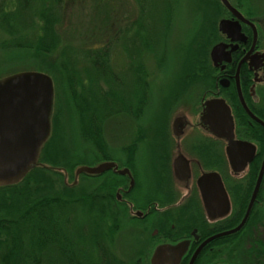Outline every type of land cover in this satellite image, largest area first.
<instances>
[{
  "label": "rangeland",
  "instance_id": "374dc122",
  "mask_svg": "<svg viewBox=\"0 0 264 264\" xmlns=\"http://www.w3.org/2000/svg\"><path fill=\"white\" fill-rule=\"evenodd\" d=\"M218 1L64 0L62 8L53 7L57 20L48 25L46 0H0V76L23 69L46 71L57 88L52 116L53 145L48 147L45 143L39 163L45 164L42 156L46 154V157L51 155L65 165L66 158L58 154L68 155V151L72 154L70 162L85 166L100 162L101 154L105 153L108 158L111 151H116L119 159L123 160L128 146L125 143L137 142L140 172H151L152 167L147 165L150 163L151 147L164 134L166 120H170L172 112L175 114L181 110L179 100L193 105L196 94L201 92L202 86L195 76L210 61L208 50L218 33L216 20L221 12ZM228 1L241 4L242 11L256 16L264 28V0ZM50 34L52 41L49 43ZM111 38L116 40L111 47L108 64L114 76L120 79L121 87L113 88L110 93L112 107L118 113L100 125L105 141L100 154L97 146L89 143L80 133L78 115L68 106L64 86L58 84L59 71L72 63L77 75L83 76L87 66L80 55L90 48L102 47ZM75 49H78L80 57L72 60L68 51L75 52ZM95 83L100 90L107 91L104 81ZM241 123H245L244 120ZM259 142L263 151L264 140ZM51 167L53 170L45 173L49 180L46 195L66 193L64 186L67 189L75 187V194L102 192L109 196V204L106 199L105 205L109 216H112L114 208L110 204V195L114 181L111 176L81 174L75 177L74 169L69 174V168L64 176L55 171L60 170L59 166ZM226 168L229 172L227 164ZM35 178L32 175L28 177L25 182L28 188L37 186L33 181ZM242 214L243 211L237 213V219ZM257 214L259 227L256 236L264 242V203L259 206ZM119 216V229L112 238L115 254L125 260L140 256L148 264L144 254L147 239L144 240L135 228L140 225L129 220V216L123 217L118 213ZM248 234L251 236L252 231ZM5 238L0 237V264H14L19 256L9 247L12 244L15 250L17 245L13 243L16 242L7 246ZM251 246L244 242L235 243V246H228L232 249L226 250L235 260L239 258L246 262L252 258L253 251L247 252ZM257 255V259H261L259 264H264V255L261 258L260 254Z\"/></svg>",
  "mask_w": 264,
  "mask_h": 264
},
{
  "label": "flooded vegetation",
  "instance_id": "af4514ba",
  "mask_svg": "<svg viewBox=\"0 0 264 264\" xmlns=\"http://www.w3.org/2000/svg\"><path fill=\"white\" fill-rule=\"evenodd\" d=\"M231 5L248 23L238 21L237 33H231L233 38L220 33L218 22L221 19L236 20L223 8V13L216 20L218 33L208 50L209 64L206 63L202 72L195 76L202 86L201 92L196 94L193 105L179 100L181 110L175 114L172 112L170 120H166V129L162 131L164 134L153 143L150 163H146L152 167L151 172H140L137 142L125 143L128 146L127 151L124 150L123 160L119 159L116 151L109 152L110 156L101 160L115 164L114 169L97 176H111L114 181L110 195L113 210L123 217L129 216V220L140 225L135 228L144 240L147 239L144 254L148 264L158 247L179 243H185L186 248L181 247L183 254L178 250L181 254L178 264H240L232 260V255L226 250L230 248L228 246L243 242L251 245L257 240L259 224L251 219V214L258 212L259 206L264 203V173L242 228L234 234L214 238L200 248L211 237L233 229L241 222L264 157L259 142V136H264V126L250 118L239 99L240 92L248 110L264 122V28L256 16L247 15L239 6ZM217 44H221L222 49L216 54L215 58L218 59L214 62L210 50ZM213 100H223L230 107L235 138L256 146L255 156L243 173L236 174L229 170L226 142L212 137L203 123L207 102ZM242 120L245 123H241ZM258 132L259 136L256 135ZM119 170L126 172L122 174ZM208 172L218 174L228 197L230 208L224 217L209 216L207 213L203 195L209 196L210 203L217 202L219 198L215 194H207V183L199 186V179ZM213 186L210 184L211 188ZM211 206L214 212L221 210L217 205ZM242 211V216L237 219V213ZM247 226L252 231L251 236H248ZM177 256L175 251L159 257L163 260L162 264H174ZM251 256L246 264H259L257 256Z\"/></svg>",
  "mask_w": 264,
  "mask_h": 264
},
{
  "label": "trees",
  "instance_id": "16d2710c",
  "mask_svg": "<svg viewBox=\"0 0 264 264\" xmlns=\"http://www.w3.org/2000/svg\"><path fill=\"white\" fill-rule=\"evenodd\" d=\"M63 3L64 0H46V24L56 22L53 7L60 9ZM218 4L221 15L224 7ZM233 5L241 8V4ZM50 39L49 43L52 41L51 34ZM115 40L116 38H111L109 42H104L102 47L90 48L80 55L87 66L83 76L77 75V69L72 63L71 66H63L59 71L61 83L58 84L64 86L68 106L78 115L80 133L89 143L97 146L100 154L105 146L100 125L118 113L112 107L110 93L113 88L121 87L120 79L114 76L108 64L109 53ZM55 41H58V38H55ZM77 50L68 51L72 60L80 57ZM98 80L104 81L107 91L100 90L98 83H95ZM56 89L54 87V97ZM257 134L259 136L260 133ZM259 139L262 141L264 136H259ZM52 141L53 138L50 137L46 145L51 147ZM60 154L59 157L66 158L65 165L58 163L51 155L46 157V154L42 156V161L46 165L59 166L63 170L69 168L70 174L79 164L70 162L72 154L70 155L69 151L68 155ZM101 155V160L107 159L105 153ZM51 171L45 167H36L19 183L0 187V237H6L4 242L7 246L13 241L16 242L13 243L17 245L15 250L12 249V244L9 247L11 252L14 251L19 256L17 261L14 259V264H147L141 257L125 260L115 254L112 238L119 229L121 216L118 217V212L114 210H111L112 216H109L105 205L109 196L92 191L87 194H75V187L67 189L66 186V193L46 195L48 177L45 173ZM31 175L36 177L33 180L37 185L35 188H28L25 184ZM257 213L255 212L251 219L257 220ZM247 231H251L248 226ZM254 242L247 252L253 251L251 254H260L261 258L264 255V242L258 238ZM232 260L246 264L239 258L235 260V257H232Z\"/></svg>",
  "mask_w": 264,
  "mask_h": 264
},
{
  "label": "water",
  "instance_id": "95a60500",
  "mask_svg": "<svg viewBox=\"0 0 264 264\" xmlns=\"http://www.w3.org/2000/svg\"><path fill=\"white\" fill-rule=\"evenodd\" d=\"M219 2L236 20L221 19L218 22V31L233 38L231 33H237L238 21L245 23L248 21L228 0H219ZM221 49V44L211 48L210 57L214 62L218 59L215 57ZM239 99L250 118L264 126V122L248 110L240 92ZM53 107L54 83L51 76L45 71L23 69L0 76V187L19 183L29 171L36 167L53 170L51 166L39 163L41 150L52 134ZM202 119L212 137L226 142L225 152L229 170L236 174L247 170L248 164L255 156L256 146L249 141L235 138L233 116L225 101L207 102ZM114 167L115 164L112 162L101 161L92 166L78 165L74 168L73 173L75 177L81 174L97 176L111 168L114 169ZM55 171L65 176V170L60 168ZM124 172L126 170H119V173L123 174ZM263 173L264 157L249 205L241 222L233 229L211 237L200 248L214 238L234 234L242 228L250 214ZM73 183L75 184L76 181ZM198 183L199 186L201 183H207V194H215L219 197L217 202L210 203L209 196L203 195V199H206L205 206H207L208 215L219 218L226 216L230 206L218 174L215 172L205 173ZM210 184L214 186L211 188ZM211 205H217L221 210L214 212L210 209ZM185 245V243H179L175 246L158 247L150 264H162L163 260L159 256L175 251L178 256L173 263L178 264L180 255L184 252L181 247L183 246L185 249Z\"/></svg>",
  "mask_w": 264,
  "mask_h": 264
}]
</instances>
